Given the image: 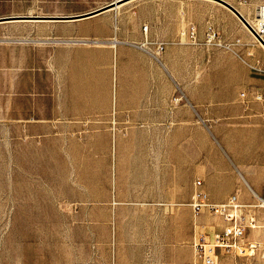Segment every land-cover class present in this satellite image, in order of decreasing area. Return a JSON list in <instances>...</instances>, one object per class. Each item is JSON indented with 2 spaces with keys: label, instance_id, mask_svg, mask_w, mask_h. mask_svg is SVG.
I'll return each mask as SVG.
<instances>
[{
  "label": "rangeland",
  "instance_id": "1",
  "mask_svg": "<svg viewBox=\"0 0 264 264\" xmlns=\"http://www.w3.org/2000/svg\"><path fill=\"white\" fill-rule=\"evenodd\" d=\"M114 1L0 0V18H75ZM194 1L228 11L232 21L218 19L222 41L230 43L239 38L243 47L238 54L212 48L204 35H198L196 41L184 37L173 42L175 48L166 51L172 43L162 41L166 44L162 59L169 69V74L166 68L165 73L180 88V120L173 136L157 139L162 140L165 159L171 156V146L179 145L180 181L185 190L187 172L193 166L197 175L226 179V167L234 169L235 162L230 149L247 159L250 166H264V48L217 0ZM153 12L160 23L154 32L169 36L171 9ZM194 13L197 24L207 26L217 20L212 7H197ZM119 14L129 17L125 32L133 38L139 33L131 42L139 43L142 50L159 42L146 39L140 15L130 9H120ZM244 14L254 20L253 13ZM111 17V11L105 12L96 25L66 20L0 23V264H114L117 259V233L111 217L115 173V138L108 134L111 122L94 120L87 114L77 119L60 108L58 103H67L71 95L64 91V68L56 64L59 55L63 62L89 59L96 41L80 43L84 41L80 37L92 28L107 33ZM119 57L115 56L111 81L114 98L121 81ZM88 69L78 77L79 83L90 84ZM242 94H246L245 102ZM254 96L262 99L254 101ZM122 124L129 128L141 125L133 121ZM127 140L131 141V152L124 153L121 148L122 156L139 157L147 151V138L131 136ZM187 195L180 208H188L190 191ZM255 201L252 205L258 207L247 212L256 218L258 227L249 229L243 241L257 242L259 248L250 255L221 252L217 264H264V208L260 207L261 199ZM204 215L203 222L189 219L192 246L200 236L223 228L220 218ZM122 219L126 221V241L140 243V249L150 243L147 235L151 229L144 227L145 217L131 215L129 210V216Z\"/></svg>",
  "mask_w": 264,
  "mask_h": 264
},
{
  "label": "crops",
  "instance_id": "2",
  "mask_svg": "<svg viewBox=\"0 0 264 264\" xmlns=\"http://www.w3.org/2000/svg\"><path fill=\"white\" fill-rule=\"evenodd\" d=\"M153 1L156 4H152ZM224 1L237 9L240 7L243 14L245 12L250 15L255 13L256 7L262 0H246V4H241L242 0ZM158 2L159 0H132L131 4L118 9L123 11L130 9L134 14L140 15L141 21L148 28L145 32L146 39L150 37L159 42H171L166 51L175 48L173 42L180 41L184 37L188 38L190 24L197 26L200 37L204 35L206 25L195 22L194 10L197 7L213 8L217 20L212 25L218 29L222 27L218 21L220 17L229 18L231 21L233 19L224 8L199 4L194 0H161V4ZM168 8L171 9L170 35H158L154 31L160 23L158 24L153 11L158 9L163 11ZM118 9H111V16L113 14L114 17H111L107 33L92 28L80 37L84 40L80 43H86V40L96 41L90 50L89 59L73 58L63 62L61 56H58L57 67L64 68L62 71L66 73L67 78L64 91L71 95L70 101L58 105L77 119L87 114L94 120L111 122L108 134L115 138L112 162L115 173L114 180L111 181V188L114 190L113 196L111 194L114 206L111 217H114L113 228L115 234L117 233V241L115 239L114 244V254L117 259L114 264H189L195 258L189 219L192 217L194 222L198 220L203 222L205 215L195 217L189 205H185L188 208H180V203L187 200L188 191L191 200L196 190L195 181L203 179L202 189L214 202L222 203L230 197H235L243 205L258 207L252 204L256 202L255 198L264 200V166L261 163L250 166L247 159H243L239 153L230 149L235 162L234 169L226 167V179L224 176H216L215 180L208 174L197 175L194 166L191 168L188 166L185 190V185L180 181L179 145L171 146V156L165 159L162 140L157 139L173 136L178 131L179 84L174 79H169L167 75L169 74V69L166 68L167 62H163L162 59L166 51L158 61L142 50L139 43L131 42L137 39L139 33L133 38L132 34L125 32L129 17L126 14H119ZM104 13L66 21L96 25L100 24V17ZM149 27H151L150 33H148ZM118 55L120 57L117 73L121 74V81L117 98H114L111 81L114 59L115 56L118 58ZM86 68H89L90 72L88 76L91 82L88 85L78 81V77ZM172 77L174 78L173 74ZM240 97L242 102H245L246 94ZM253 99L258 100L255 96ZM126 121L139 122L141 125L139 128H129L122 124ZM114 122L117 123L112 125ZM169 122L172 128H169ZM131 136L147 138V151L139 157H135L134 154L128 155L130 159H127L128 156L121 155V150L123 149L124 153L131 152L128 150L131 141L127 140ZM139 205L141 207H137ZM129 210L131 215L145 217L144 227L151 229V234L147 235L151 241L142 249L140 243L130 244L125 240L126 221L122 218L129 216ZM154 228H156L155 234Z\"/></svg>",
  "mask_w": 264,
  "mask_h": 264
},
{
  "label": "built area",
  "instance_id": "3",
  "mask_svg": "<svg viewBox=\"0 0 264 264\" xmlns=\"http://www.w3.org/2000/svg\"><path fill=\"white\" fill-rule=\"evenodd\" d=\"M246 3V0L241 1V4ZM250 26L252 30L248 28L249 33L263 48L264 0L256 7L254 20ZM147 29V26H145L144 32H147ZM188 34L190 40L196 41L198 39V29L195 24L189 25ZM204 37L207 46L225 48L235 54H238V50L243 47V43L239 38H235L230 43L223 42L220 30L212 24L206 26ZM151 45L154 47L147 48L146 52L159 61V57L165 51L166 44L164 42H156ZM256 98L258 100L262 99L261 96H256ZM202 186L203 181L197 179L195 181L196 190L191 197L189 206L195 217L208 214L220 218L223 222V228L220 232L199 237L198 241L193 245L195 258L189 264H217L221 252L236 253L238 255L254 253L259 248V244L257 242L246 244L243 241L249 229H257L258 227L256 218L247 212L251 206L241 204L235 197H230L222 203L214 202L211 200L210 195L202 189ZM260 207L264 208V201Z\"/></svg>",
  "mask_w": 264,
  "mask_h": 264
},
{
  "label": "water",
  "instance_id": "4",
  "mask_svg": "<svg viewBox=\"0 0 264 264\" xmlns=\"http://www.w3.org/2000/svg\"><path fill=\"white\" fill-rule=\"evenodd\" d=\"M127 1H130V0H117V1H114V2L104 6V7H101L99 9H96L94 11L88 12L86 14H83V15L75 17V18H73V17H53V16H13V17L0 18V23L8 22V21H25V20L34 21V20H73V19H81V18H85V17H89V16H93V15L102 13V12L107 11L109 9H114L118 5L123 4V3L127 2ZM217 1L219 3H221L223 6H225L226 8H228L230 11H232L250 30H252L249 22L245 19V17L240 13V11L237 8H235L233 5L229 4L228 2H226L224 0H217ZM263 44H264V42H263Z\"/></svg>",
  "mask_w": 264,
  "mask_h": 264
},
{
  "label": "bare ground",
  "instance_id": "5",
  "mask_svg": "<svg viewBox=\"0 0 264 264\" xmlns=\"http://www.w3.org/2000/svg\"><path fill=\"white\" fill-rule=\"evenodd\" d=\"M131 2L132 1H130V2H128V3H123V4H121V5H118L115 9H118V8H121V7H123V6H125L126 4H131ZM119 10V9H118ZM111 11V9L110 10H108V11H104V12H106V13H108V12H110ZM239 11H240V13L245 17V19L250 23V24H252V21L247 17V16H245L244 14H243V12L239 9ZM243 25L245 26V28L248 30V27H246V25L243 23ZM249 32V31H248ZM264 48V47H263ZM264 201V200H263ZM262 201V202H263ZM250 253H252V252H250ZM247 254H249V253H247ZM250 255V254H249Z\"/></svg>",
  "mask_w": 264,
  "mask_h": 264
}]
</instances>
